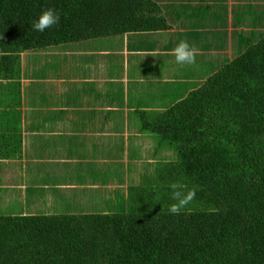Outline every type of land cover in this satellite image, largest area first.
Wrapping results in <instances>:
<instances>
[{"label": "trees", "instance_id": "trees-1", "mask_svg": "<svg viewBox=\"0 0 264 264\" xmlns=\"http://www.w3.org/2000/svg\"><path fill=\"white\" fill-rule=\"evenodd\" d=\"M48 8L59 12V24L35 31L32 23ZM158 12L154 0H0V79L21 84L23 53L53 58L50 46L168 28ZM244 39L246 50L218 61L201 85L186 77L174 103L155 94L163 111L154 120L143 105H131L159 146L158 135L178 144V158L156 159L155 172L129 188L121 212L1 215L0 264H264V32ZM148 71L159 74L151 64ZM152 80L137 93L145 83L149 91L168 82ZM191 85L198 88L187 91ZM173 184L197 189L179 215L169 213Z\"/></svg>", "mask_w": 264, "mask_h": 264}, {"label": "crops", "instance_id": "crops-1", "mask_svg": "<svg viewBox=\"0 0 264 264\" xmlns=\"http://www.w3.org/2000/svg\"><path fill=\"white\" fill-rule=\"evenodd\" d=\"M154 2L159 8L158 13L168 24V28L128 32L123 36L115 37L130 41L125 42L121 49L118 46L115 49L112 48L110 58L104 48L94 47L99 38L89 40L87 44L90 46L80 44L81 48L85 49L86 55L95 51L104 55L103 57L98 56L101 60L97 61L99 67L95 75H83L78 80V70L73 63L77 57L75 56L78 52L77 46L62 44L57 48L54 46L50 54L53 55V63H56L58 69L62 71L57 74L64 76L65 80H60L58 88L55 87L51 94H44L41 90L42 83L52 85L56 80L52 69L43 73L39 61L43 59L44 53L40 51L22 54L24 61L22 62L21 84L0 79V216L63 213L57 207L55 210L48 211L45 204L41 203V200L33 195L29 188L47 184L49 181L61 183L68 177L75 178L77 184L84 182L88 184V187L79 189L81 192L88 193L91 190L98 193L99 190L101 196L96 198L97 201L105 196L102 189L106 191V188L101 183H110L111 180L117 182L115 180L117 178L118 183L123 187L116 191L117 196L121 198L116 199L109 195L106 196L105 202L100 203V206L105 207L104 212H116L110 206L119 207L122 199L126 198L124 194L125 196L128 194L125 187L129 191L131 187L129 183L139 180L145 174H150L148 167L156 161H143L142 157L148 154L151 156L149 151L153 139L146 133H142L140 128L134 125L131 127V121L121 128L107 126L110 120L114 119L113 110L127 105L114 107L115 105L105 95L106 85L114 86V90L117 91L120 87L129 90L133 87L130 82H134L135 79L137 83L146 80H148L147 83H151L152 78H155L151 75L156 72L148 71L149 64L155 71L159 70L161 80L169 83L171 79L178 78L177 70L171 68V79L168 77V66L175 59L173 49L181 41H186L197 48L196 58H199V52L210 58V60H204L205 63L196 60L195 65H187L193 68L200 67L198 71H193L186 76L190 75L189 82L191 83L189 84L198 83L197 86H199L208 75L199 74L204 65L209 64L211 68L218 61L230 58L231 49L226 50V46H230V41L235 39L234 48L242 50L244 41H246L245 37L258 39L260 36L258 31L246 27L264 28V0H154ZM229 11L241 14L232 13L234 16L229 18ZM252 12L256 15L249 17ZM239 21L240 24L237 25ZM240 25L243 27L237 30L236 26ZM230 30L235 31L233 36L236 37L232 39L227 37ZM242 31L245 37L240 38ZM260 31L264 32V29ZM119 55L123 56L120 60L117 59ZM59 62L63 66H59ZM109 64H116L115 67L120 69H109ZM50 67L47 66V68ZM147 83H145L143 95L149 94L146 89L152 84L147 86ZM80 84L89 86L85 89L76 88ZM68 87L71 88L70 91H66ZM86 94H92L97 99L85 100ZM69 102L71 110L62 107L63 104ZM122 102L125 103V100ZM127 107L136 117L133 107ZM73 114L74 116H71ZM66 124H70L71 128L67 132H62L61 128ZM125 131H127L126 134ZM119 144L121 145L120 150L118 149ZM47 145L59 146L63 149L47 152L44 151ZM83 145L89 151H82L84 150ZM103 150L114 152L113 157L119 156L115 160V165L120 164L119 169L114 168L115 165L111 168L105 166L106 163L98 156V153ZM49 153L57 156L59 159L57 161L62 164L61 167L66 169L65 173L59 171L53 174L55 168L54 166L51 168L52 164L49 162L53 158L47 159L46 157ZM124 154L132 156L137 163V168L126 164V161L122 159ZM101 161L103 167H97L96 164H100ZM142 161L144 164L141 172ZM102 171L104 177L98 181ZM27 177L31 182L30 186L25 183ZM87 177L90 181L96 182L92 188H90ZM33 190L37 191L36 188ZM82 198L83 201L89 200L86 196ZM72 203L73 205L65 207V210L70 208V212L90 211L88 208L72 210L82 205L78 198L73 199Z\"/></svg>", "mask_w": 264, "mask_h": 264}, {"label": "rangeland", "instance_id": "rangeland-1", "mask_svg": "<svg viewBox=\"0 0 264 264\" xmlns=\"http://www.w3.org/2000/svg\"><path fill=\"white\" fill-rule=\"evenodd\" d=\"M234 14V11L232 12ZM231 11H229V18L234 16V15H240L241 13L239 14H234L232 15ZM256 15L255 12H252L249 17H252ZM236 19L237 16H236ZM240 24V21L238 22L237 25ZM243 26H236V29L237 30H240ZM246 28L248 29H251V30H254V31H258V33H260V35L262 36L263 35V31H260V30H263L264 28L263 27H253V26H247ZM260 31V32H259ZM229 34H227V37L229 39H232L236 36H233V33L235 31H228ZM237 32V31H236ZM124 34H118V35H110L109 33H104L101 37H99V39L96 41V46L94 47H97V48H104L107 53H108V56L110 58L111 56V53H112V48H116L118 46L119 49H121L125 42H129L130 40H124V38H115L117 36H123ZM241 35L243 37L244 36V31L241 32ZM82 42L79 41L78 43H66V44H72L74 46H77V54H75L76 57V61L73 62L75 64V66L77 67V70H78V76H77V79L79 80L81 76L83 75H95L97 73V69L99 67V63L97 61H100L101 58L100 57H103L104 55L101 54L100 52L98 51H95V52H91L89 54L86 55L85 53V49L83 50L80 46ZM235 39L231 42L230 41V46H226V50L229 51L231 49V52L229 53L230 55V58L229 60H233L234 58H236L237 56H239L240 53L244 52L246 50V48L248 47L246 45V41H244V47L242 50H239L237 49L236 47L234 48L235 46ZM92 45V44H91ZM85 46H90L88 45L87 43H85ZM50 47H54V46H50ZM97 55H96V54ZM84 55H86L84 57ZM100 56V57H98ZM199 58H196V60L199 62V61H202L203 63H205L204 60H210V58L207 56V55H202V52H199ZM123 56L122 55H119V58H117L118 60L122 59ZM54 58H46V59H42L41 61H39L41 63V67L43 68V73H46L49 69H52L53 70V76H54V79L56 80V82L52 85L48 84V83H42V92L44 94H51L55 87L56 89L58 88L59 86V81L60 80H65L64 76H61L57 73H62L61 70H59L56 65V63H53ZM24 61V58L22 59V62ZM59 61V60H58ZM51 66L50 68H47V66ZM59 66H63V64L61 62L58 63ZM104 65L107 66V64L104 62ZM116 65V64H115ZM115 65H111L109 64V69H115V70H119L120 68L118 67H115ZM45 66V67H43ZM170 68L171 69H175L177 70V76H178V79L177 78H174V79H171V71H170ZM200 67H197V68H193V67H190L187 65H180L176 62V59H173L172 61V64L168 66V77L169 79H171L169 81V83L166 84L165 86V89L162 90V89H153V90H149V94H145V95H139V93H137L140 89H141V86L139 83H137L136 79H135V86H134V89L132 87L129 88V90L127 89H124L122 87L118 88L115 95H114V99H113V102L112 104L113 105H127V106H131L132 104H135V106H137L138 104L139 105H143V108H146L148 111H150V115H153L150 119H155L154 117H158V115L161 113V111H163V109L161 107L158 106V104H161L159 103L160 102V99L157 98V97H154L155 94L157 95H162L163 92H165V95L164 97L161 98V101H162V104L163 103H174V95H173V92H177V90H182L184 89V87H181L182 84H184L186 82V76L190 73H192L193 71H198ZM215 73L216 71H212L210 68H209V64L207 65H204L200 71H199V74L202 75V74H209V73ZM110 74V73H109ZM122 74V72H121ZM108 75V74H107ZM112 77H115L114 75L110 74ZM126 77V76H125ZM125 77H122V79H125ZM157 80L158 78L161 80L160 78V74L156 75ZM126 81V80H124ZM173 82V83H172ZM120 84V83H119ZM89 85H83V84H80V86H76V88L78 89H85L87 88ZM191 88L188 89L187 87V91H190L194 88H198V87H194L191 85L189 86ZM114 89V86H110L109 87V91L112 92ZM121 90L124 91L125 93V98L122 99L120 94H121ZM172 90V92L170 93V91ZM169 93V94H167ZM144 96L146 97H149V98H153L152 101H149L147 100V98L145 97L144 99H142L141 102H137L139 100V98H143ZM43 98L40 96V100H42ZM58 99V97H57ZM94 100V99H97L96 96H93L92 94H86L85 96V100ZM122 100L124 101L125 100V103L122 102ZM178 100V99H177ZM176 100V101H177ZM71 103H65L62 105V107H66L68 108V110H71L72 107L70 105ZM119 107V108H116L113 110V116H114V119L110 120L109 124H107L108 127L110 128H121V127H125L130 121L132 122L130 124V126L132 127L133 125L135 127H138L141 129V132L142 133H146L147 136H151V132L149 130H144L142 127H143V121H141V119H139L137 116L134 117L133 114H132V111L129 107ZM149 107V108H147ZM71 116H74L71 115ZM147 124V123H146ZM149 127V126H148ZM147 127V128H148ZM69 128H71V125L70 124H66L65 127H62L61 130L62 132H67L69 131ZM60 130V131H61ZM98 130V129H97ZM99 131V130H98ZM127 133V131H125V134ZM159 139H161L163 141V146H159L156 139L154 138L153 136V147L152 149H150V152L153 154L154 152L157 153V158L156 157H151L149 154L146 155V157H142L143 161L144 162H153V161H156L157 159V162L159 161H175L177 160L178 158V144L175 142V141H170V140H167V139H162L159 135H158ZM102 138H104V136H102ZM105 139V138H104ZM105 141V140H104ZM106 142V141H105ZM58 143V142H57ZM59 144V143H58ZM63 148L62 147H51L50 145H47L44 149V151H58V150H62ZM82 151H89V149H86L85 146L83 145L82 146ZM108 152V153H107ZM104 155V156H102ZM98 156L99 158H101L102 161H104V163H106V167L108 168H111L113 167L116 163H115V160L119 157H113L114 156V152H109V151H106V150H103V151H100V153H98ZM102 156V157H101ZM47 159L48 158H53L51 159V161H49L52 165H51V168H53L52 166H54L55 169H53V174L54 173H58L59 171H62V172H66V169H64L62 166L61 163H59V159H57V156L54 155L53 153H49L47 154ZM122 159L124 161H126V164H129L132 168H137V163L136 161L132 158V156H127V154H124L122 156ZM61 161V160H60ZM99 164L97 163L96 166L97 167H100L102 166L103 167V163ZM141 162V165H140V171L142 172V166L144 164V162ZM163 162V163H164ZM33 163H36V162H33ZM155 163H152L149 167H148V172L149 173H154L155 172ZM38 164H41V163H38ZM60 166V167H59ZM114 168L116 169H119L120 168V164H117L114 166ZM113 176V175H112ZM104 177V173L103 171L99 174V177H98V181H100V178H103ZM88 178V177H87ZM143 179L144 177L140 178L139 180H135L134 182H131L129 183L128 185H130L131 187L129 188H134V187H137L138 185H141L143 183ZM89 180V178H88ZM115 180L117 182H115L114 180H111L110 183H104L102 182V186L104 188H106V191H103L102 189V192L103 194L105 195L104 197L98 199V201L96 200V198L99 196H101V193L100 191L98 190V193H95L93 191H88V193L86 192H81L79 191V189L81 187H88V184L86 182L82 183V184H77L76 181H75V178H71V177H68L64 182H61V183H56V182H52V181H49V183L47 184H41L40 186H34V187H30L29 190L30 192L37 196L40 200H41V203H44L45 204V208L50 211V210H55V208H59V210L61 211H65V207H71L73 205L72 203V200L75 199V198H78V200L82 203V205H78L74 208H72V210H82L84 208H88L90 209V211H100V212H104V209L105 207L103 206H100V203L102 202H105V199L107 198L106 196H109L110 197H115L116 199L117 198H121L119 196H117L116 194V191L118 190V188L121 190L123 189L122 186H120L121 184L118 183V179L115 178ZM25 183L27 184V186H30L31 185V182L28 180V177L25 178ZM89 183H90V188H92L93 186L96 185V182H92L89 180ZM124 186V185H123ZM126 186V185H125ZM33 188H36L37 191L33 190ZM96 188H98L96 186ZM99 189V188H98ZM126 191L129 193L128 189L125 187ZM123 191V190H122ZM83 196H86L89 200H85L83 201ZM124 197L125 194H124ZM71 202V205L69 204ZM125 206V204H122L120 203L119 207L117 206H110L113 210H116V212H121L123 210V207Z\"/></svg>", "mask_w": 264, "mask_h": 264}, {"label": "clouds", "instance_id": "clouds-1", "mask_svg": "<svg viewBox=\"0 0 264 264\" xmlns=\"http://www.w3.org/2000/svg\"><path fill=\"white\" fill-rule=\"evenodd\" d=\"M60 22V14L56 9L48 8L41 13L31 27L37 32H44ZM135 32V31H131ZM128 33V32H127ZM197 48L186 41H181L174 49L176 62L180 65H195ZM171 199L175 201L169 208V213L179 215L196 198L197 189L180 190L176 184L172 185Z\"/></svg>", "mask_w": 264, "mask_h": 264}]
</instances>
